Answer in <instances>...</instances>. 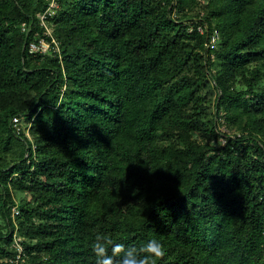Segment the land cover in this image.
I'll return each instance as SVG.
<instances>
[{
	"label": "trees",
	"instance_id": "1",
	"mask_svg": "<svg viewBox=\"0 0 264 264\" xmlns=\"http://www.w3.org/2000/svg\"><path fill=\"white\" fill-rule=\"evenodd\" d=\"M58 2L39 53L48 1L0 0V264H264V0Z\"/></svg>",
	"mask_w": 264,
	"mask_h": 264
},
{
	"label": "clouds",
	"instance_id": "2",
	"mask_svg": "<svg viewBox=\"0 0 264 264\" xmlns=\"http://www.w3.org/2000/svg\"><path fill=\"white\" fill-rule=\"evenodd\" d=\"M109 247L111 255L108 254ZM91 249L96 256L95 264H157V260L163 258L166 253L163 244L156 239H150L137 249L114 242L101 233L95 235Z\"/></svg>",
	"mask_w": 264,
	"mask_h": 264
},
{
	"label": "built area",
	"instance_id": "3",
	"mask_svg": "<svg viewBox=\"0 0 264 264\" xmlns=\"http://www.w3.org/2000/svg\"><path fill=\"white\" fill-rule=\"evenodd\" d=\"M47 1H48V5L46 6V8L37 12L38 23L40 27L43 29V32L41 33L38 30L35 31L33 38L29 42L30 52L47 53L52 47L55 49H59L58 41L53 36L54 23L52 21V17L56 14L57 9L59 8V2L58 0H47ZM22 29L23 30L27 29L26 23L22 24ZM198 29L201 32L205 31V27L203 24H199ZM48 36L51 37L50 40L48 39ZM219 36H220L219 31L216 28H214V30L211 31L209 34L207 45L211 47L216 46L219 40ZM14 121H15V126H17V128H20L19 117L15 116ZM220 128L224 131H229V129L226 128L225 125L221 124ZM13 210L14 212H18L17 206H13ZM19 240L20 238L16 237V244L18 245L19 251L22 252V246L19 243Z\"/></svg>",
	"mask_w": 264,
	"mask_h": 264
},
{
	"label": "rangeland",
	"instance_id": "4",
	"mask_svg": "<svg viewBox=\"0 0 264 264\" xmlns=\"http://www.w3.org/2000/svg\"><path fill=\"white\" fill-rule=\"evenodd\" d=\"M261 84H264V76H263V78L261 79ZM237 87L238 88H243V87H245V85H244V83H243V81H242V79H241V77H240V75H238V82H237ZM226 127V126H225ZM227 128V127H226ZM231 128V127H230ZM232 130H235V128H231ZM232 132H234V131H232ZM17 197V199H18V196H16ZM3 221V219H2V216H1V214H0V222H2Z\"/></svg>",
	"mask_w": 264,
	"mask_h": 264
}]
</instances>
